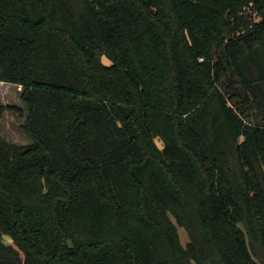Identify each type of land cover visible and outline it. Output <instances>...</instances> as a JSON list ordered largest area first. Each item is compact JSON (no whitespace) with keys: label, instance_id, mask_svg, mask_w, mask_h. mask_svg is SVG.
<instances>
[{"label":"trees","instance_id":"16d2710c","mask_svg":"<svg viewBox=\"0 0 264 264\" xmlns=\"http://www.w3.org/2000/svg\"><path fill=\"white\" fill-rule=\"evenodd\" d=\"M1 83L0 264H264V0H0Z\"/></svg>","mask_w":264,"mask_h":264},{"label":"rangeland","instance_id":"374dc122","mask_svg":"<svg viewBox=\"0 0 264 264\" xmlns=\"http://www.w3.org/2000/svg\"><path fill=\"white\" fill-rule=\"evenodd\" d=\"M255 20H259V18L254 16ZM105 64H108L106 59H102ZM7 89L3 90L0 88V107L5 106H15L20 108L22 111V116L19 112L13 111H3L2 117L0 118V134L10 143L15 144L17 146H28L32 144V140L24 133L21 129L22 125H24L26 119V107L24 103L20 99V91H17V87L15 85L5 84ZM156 145L159 148H162V142L159 139H155ZM177 231L179 235V239L182 246H185L188 242L187 233L183 230V228L177 226ZM4 242L7 244L13 245L12 241L7 237H3Z\"/></svg>","mask_w":264,"mask_h":264}]
</instances>
